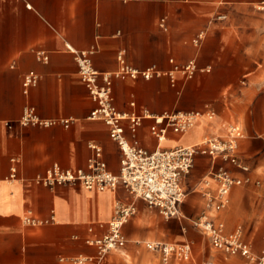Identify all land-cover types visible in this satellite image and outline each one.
<instances>
[{
    "label": "crops",
    "instance_id": "0c3cea01",
    "mask_svg": "<svg viewBox=\"0 0 264 264\" xmlns=\"http://www.w3.org/2000/svg\"><path fill=\"white\" fill-rule=\"evenodd\" d=\"M220 14L225 19H217ZM200 31L205 35L196 47L193 40ZM68 47L93 49L92 65L100 73L116 70L119 51L137 69L155 66L165 72L170 59L178 64L195 60L199 71L191 79L177 74L174 87L165 75L113 80V102L120 112L200 113L186 133L168 132L167 142L155 140L148 119L134 136L123 122L124 135L153 151L223 138L234 125L242 132L238 156L249 171L220 158L196 156L182 180L179 216L170 219L133 199L121 185L105 191L78 183L46 185L42 178L53 165L85 168L90 144L102 149L110 172L117 175L120 167L121 153L109 127L88 118L94 104ZM38 51L48 55L46 63L36 59ZM29 71L38 82L24 93L22 81ZM25 106L42 118H70L72 123L67 128L23 126ZM219 166L247 181L231 189L224 209L207 212L200 188ZM116 200L134 202L136 212L122 228L124 247L107 254L102 264H161L160 255L144 245L155 241L190 243L188 260L173 256L167 264H201L202 259L203 264H253L211 248L190 223L202 212L221 222L226 233L241 227L253 253H264V0H0V264H55L59 256L92 255L85 240L105 233ZM201 241L207 252L199 259Z\"/></svg>",
    "mask_w": 264,
    "mask_h": 264
},
{
    "label": "built area",
    "instance_id": "2783aa9c",
    "mask_svg": "<svg viewBox=\"0 0 264 264\" xmlns=\"http://www.w3.org/2000/svg\"><path fill=\"white\" fill-rule=\"evenodd\" d=\"M261 8L260 6L258 9ZM217 19H225V15L220 14ZM160 26H164V20L160 21ZM204 35V31L197 34L193 40L196 47L201 45ZM68 49L74 54L79 79L94 104L88 118L100 120L109 127V137L117 144L121 153L120 167L117 175L110 172L102 158V149L90 144L92 154L85 168L70 170L53 165L42 178L46 185L52 187L78 183L87 190L95 191L115 190L118 185H121L133 199L142 200L149 209H156L164 219H170L179 216V207L185 197L182 180L193 168L196 156L220 158L224 163L230 164L241 172L249 171L248 166L241 162L238 156V142L242 138V132L234 125L227 128L226 136L223 138L206 137L190 146L176 145L167 149L159 147L153 151L140 146L135 138L128 140L124 135L123 122L129 124L134 136L142 121L148 119L152 121L149 127L151 135L158 143H162L166 140L168 132L184 134L190 130L199 119L200 113L172 111L159 115L149 112L137 115L120 112L113 102V80L124 77L150 80L153 77L165 75L170 85L174 87L177 74L185 79H191L199 71L195 60L178 64L170 59L171 68L165 72L155 66L137 69L127 63L124 51H119L116 54L118 64L116 70L100 73L92 65L93 49L84 51H76L70 47ZM36 59L46 63L48 55L44 51H38ZM37 82L38 76L33 71H29L23 77V92L27 93L29 88L36 86ZM207 115L212 116L211 113ZM21 123L23 126L47 128L61 125L67 128L72 120L70 118H42L36 113L34 107L25 106ZM14 171L11 169V177L14 176ZM246 181L234 177L224 166L211 170L202 182L205 188H200L205 198L206 211L219 212L224 209L229 203L231 189L243 185ZM213 184L216 188L212 192L209 187ZM135 212L134 202L123 203L116 200L113 215L107 223L105 233L100 237L85 240L86 245L93 248L94 253L73 257L59 256L55 264H102L107 254L124 247L126 239L122 228ZM207 212H202L196 218H190V223L209 239L213 250L227 256H240L253 264H264V253L258 255L253 253L249 244L243 239L241 227L226 233L223 224L213 220ZM144 245L147 250L160 255L161 264H167L173 256L188 260L191 255L190 243L170 244L155 241L146 242Z\"/></svg>",
    "mask_w": 264,
    "mask_h": 264
},
{
    "label": "rangeland",
    "instance_id": "374dc122",
    "mask_svg": "<svg viewBox=\"0 0 264 264\" xmlns=\"http://www.w3.org/2000/svg\"><path fill=\"white\" fill-rule=\"evenodd\" d=\"M131 219H132V218H130V219L128 220V222L131 221ZM128 222H127V223H128ZM203 241H204V240H203ZM203 241H201L200 243H198V245L196 246V252H197V256L199 257V259H200V258H203V255H205L206 252H207L206 243H204ZM202 260H203V259H202ZM202 260H201V264H203ZM208 263H210V262H208Z\"/></svg>",
    "mask_w": 264,
    "mask_h": 264
},
{
    "label": "bare ground",
    "instance_id": "6f19581e",
    "mask_svg": "<svg viewBox=\"0 0 264 264\" xmlns=\"http://www.w3.org/2000/svg\"><path fill=\"white\" fill-rule=\"evenodd\" d=\"M168 140H166L165 142H167Z\"/></svg>",
    "mask_w": 264,
    "mask_h": 264
}]
</instances>
